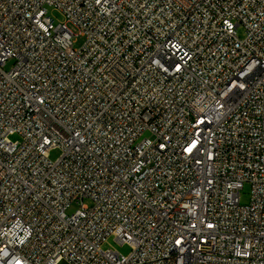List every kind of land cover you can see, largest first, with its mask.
Wrapping results in <instances>:
<instances>
[{"label": "built area", "instance_id": "2783aa9c", "mask_svg": "<svg viewBox=\"0 0 264 264\" xmlns=\"http://www.w3.org/2000/svg\"><path fill=\"white\" fill-rule=\"evenodd\" d=\"M63 260L264 264V0H0V264Z\"/></svg>", "mask_w": 264, "mask_h": 264}, {"label": "rangeland", "instance_id": "374dc122", "mask_svg": "<svg viewBox=\"0 0 264 264\" xmlns=\"http://www.w3.org/2000/svg\"><path fill=\"white\" fill-rule=\"evenodd\" d=\"M50 14L53 15V17H55V19H61L60 14L58 12H54L50 10ZM68 27L71 30V32L73 33V46L74 48L78 49L81 48L84 43H85V37L83 35L80 34L79 28L74 25L73 23L69 22L68 23ZM239 35L242 36L243 35V29L239 28L238 29ZM12 139H17L16 136H13ZM61 155V150L59 148H55L52 149L49 153V157L51 160H56L57 158H59ZM240 195H241V203L242 204H247L250 200V184L245 183L243 188L240 190ZM86 204H91V201L89 199H85L84 201ZM78 205L73 204L71 205V207L67 210L68 214H71L72 212H74L76 209H78ZM103 248L106 247H113L115 249H117L118 251H120L121 253L127 254L130 251V248L127 245H123V244H119L117 241H115L114 236H111L107 239L106 242H104L102 244ZM59 264H69L67 261L63 260L61 261Z\"/></svg>", "mask_w": 264, "mask_h": 264}]
</instances>
